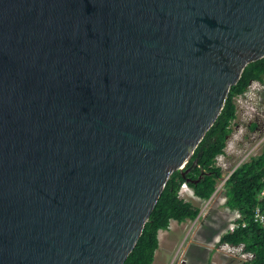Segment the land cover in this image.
<instances>
[{"label":"water","instance_id":"obj_1","mask_svg":"<svg viewBox=\"0 0 264 264\" xmlns=\"http://www.w3.org/2000/svg\"><path fill=\"white\" fill-rule=\"evenodd\" d=\"M262 57L264 0H0V264H123Z\"/></svg>","mask_w":264,"mask_h":264},{"label":"trees","instance_id":"obj_2","mask_svg":"<svg viewBox=\"0 0 264 264\" xmlns=\"http://www.w3.org/2000/svg\"><path fill=\"white\" fill-rule=\"evenodd\" d=\"M264 57L249 63L238 82L232 85L225 104L213 125L194 149L185 167L174 171L145 223L142 234L123 264H152L158 248L159 230H167L170 221L185 222L196 218L199 207L179 196L182 183L193 195L206 200L214 192L222 171L215 158L222 153L232 131L231 122L236 117L234 97L243 93L251 81H263ZM253 121L249 124L255 126ZM225 206L237 213L233 227L224 229L217 246H240L250 257L241 264H264V223L255 215L264 216V144L258 155L239 164L224 182Z\"/></svg>","mask_w":264,"mask_h":264},{"label":"rangeland","instance_id":"obj_3","mask_svg":"<svg viewBox=\"0 0 264 264\" xmlns=\"http://www.w3.org/2000/svg\"><path fill=\"white\" fill-rule=\"evenodd\" d=\"M234 100L236 117L231 122L232 131L226 141L230 151L215 160V165L221 166L222 170L216 191L210 198L202 200L188 187L184 199L199 207V215L193 220L171 222L167 230H159V251L154 264H241L250 257L240 246H217L216 243L220 233L231 228L237 217V213L224 204L226 174L251 156L258 155L263 148L264 83L252 82ZM253 121L256 124L251 128L248 123Z\"/></svg>","mask_w":264,"mask_h":264},{"label":"built area","instance_id":"obj_4","mask_svg":"<svg viewBox=\"0 0 264 264\" xmlns=\"http://www.w3.org/2000/svg\"><path fill=\"white\" fill-rule=\"evenodd\" d=\"M252 82H255V83H260V84H263L264 83V79H263V81H256V80H254V81H252ZM251 82V83H252ZM227 144V143H226ZM227 149H230V146H228V144L227 145H225V148H223V151H222V153H220L219 155H217L216 156V158H215V160L217 159L218 160V158L219 157H223L225 154H227L230 150H227ZM218 167H220V169H221V166H219V165H217ZM236 168V167H235ZM234 168V169H235ZM233 169V170H234ZM222 171V170H221ZM231 172H227V174H226V179L228 178V176H229V174H230ZM225 179V180H226ZM225 182V181H224ZM187 191H189L188 190V185L184 182V183H182L181 184V186H180V189H179V196L180 197H182V198H184V195H185V193H187ZM256 217H258L259 218V220L262 222V223H264V216H262V215H260V214H256L255 215ZM233 227V226H232ZM225 246H227V247H230V246H228L227 244H225Z\"/></svg>","mask_w":264,"mask_h":264},{"label":"crops","instance_id":"obj_5","mask_svg":"<svg viewBox=\"0 0 264 264\" xmlns=\"http://www.w3.org/2000/svg\"><path fill=\"white\" fill-rule=\"evenodd\" d=\"M171 222L176 223L177 221L172 220V221H170V223H171ZM162 231H165V230H162ZM158 240H159V238H158ZM158 251H159V245H158V248L156 249V252H155V255H154V260H153V263H152V264H154V261L156 260V258H157V256H158Z\"/></svg>","mask_w":264,"mask_h":264},{"label":"clouds","instance_id":"obj_6","mask_svg":"<svg viewBox=\"0 0 264 264\" xmlns=\"http://www.w3.org/2000/svg\"><path fill=\"white\" fill-rule=\"evenodd\" d=\"M252 82V81H251ZM251 84V83H250ZM232 173V172H231ZM214 191H216V190H214ZM210 198V197H209Z\"/></svg>","mask_w":264,"mask_h":264},{"label":"flooded vegetation","instance_id":"obj_7","mask_svg":"<svg viewBox=\"0 0 264 264\" xmlns=\"http://www.w3.org/2000/svg\"><path fill=\"white\" fill-rule=\"evenodd\" d=\"M251 122L248 123V125L250 124Z\"/></svg>","mask_w":264,"mask_h":264}]
</instances>
